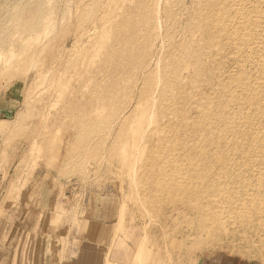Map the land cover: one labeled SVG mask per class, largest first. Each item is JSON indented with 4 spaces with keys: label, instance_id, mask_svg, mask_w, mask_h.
<instances>
[{
    "label": "rangeland",
    "instance_id": "1",
    "mask_svg": "<svg viewBox=\"0 0 264 264\" xmlns=\"http://www.w3.org/2000/svg\"><path fill=\"white\" fill-rule=\"evenodd\" d=\"M106 216L111 264H264V0H0V264Z\"/></svg>",
    "mask_w": 264,
    "mask_h": 264
},
{
    "label": "crops",
    "instance_id": "2",
    "mask_svg": "<svg viewBox=\"0 0 264 264\" xmlns=\"http://www.w3.org/2000/svg\"><path fill=\"white\" fill-rule=\"evenodd\" d=\"M111 220L112 218L106 216L104 221L98 218L86 221L85 230L77 234V237L68 239L69 243L64 242L65 247L59 251V254H55L54 256L47 254L49 250L46 247L47 243L46 245L45 243L39 245L27 243L25 245H30L31 251L28 250V253H26L21 248L22 253L11 264H34L36 262L40 264H111L118 248L131 251L133 249V246L119 241L115 244V249L109 255V250L114 240V228ZM40 251H43V253L39 254ZM38 254L40 259L34 260L38 257ZM21 259L24 261H21ZM130 261L131 259L122 264H128Z\"/></svg>",
    "mask_w": 264,
    "mask_h": 264
},
{
    "label": "bare ground",
    "instance_id": "3",
    "mask_svg": "<svg viewBox=\"0 0 264 264\" xmlns=\"http://www.w3.org/2000/svg\"><path fill=\"white\" fill-rule=\"evenodd\" d=\"M142 247H143V245H142ZM138 249H139V248H138ZM142 250H143V249H142ZM139 253H140V257H141V252H139ZM137 254H138V253H137ZM137 254H136V256L139 255V254H138V255H137ZM138 257H139V256H138ZM136 258H137V257H136ZM147 258H148V256H147ZM133 259H134V258H133ZM140 259H141V258H140ZM154 260H155V259H154ZM137 261H138V260H137Z\"/></svg>",
    "mask_w": 264,
    "mask_h": 264
}]
</instances>
